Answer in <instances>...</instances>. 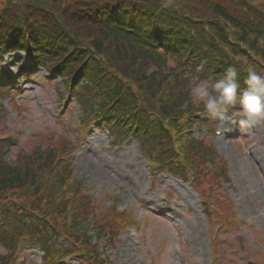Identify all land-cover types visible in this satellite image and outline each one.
Wrapping results in <instances>:
<instances>
[{"label":"rangeland","instance_id":"obj_1","mask_svg":"<svg viewBox=\"0 0 264 264\" xmlns=\"http://www.w3.org/2000/svg\"><path fill=\"white\" fill-rule=\"evenodd\" d=\"M13 66L12 69L16 70ZM19 98L24 100L22 104L25 108L19 116L12 113L15 117L11 115L7 123L21 137L19 147L28 150L32 143L39 142L37 132L47 121L49 113L53 114L52 108L57 102L48 84L37 85L19 95ZM4 103L9 107L7 100ZM76 114L73 111L71 116L75 117ZM48 125L62 130L60 124L49 122ZM237 132L242 133L241 148H237L235 138L225 141L216 137L214 143L229 158L234 189L229 188L227 191L235 202L237 214L252 225H244L240 231L228 234V243L222 242L220 246L225 250L228 264H246L249 259L264 264L255 258L256 255L264 256L260 252L264 250V127H239ZM69 135L75 137L74 133ZM108 140L105 131L99 130L92 134L88 143L82 141V147H87L76 151L75 171L79 177L93 183L92 190H97L98 198L93 200L95 210L102 209L104 201L101 197L108 195L121 208H133L139 217L140 199L146 197L150 203L154 199L157 201L159 188L149 189L147 162L140 158L132 144H125V141L118 147H112L107 144ZM48 141L43 140L42 143ZM12 158V155L8 156V159ZM164 186H171L178 197L177 203L173 204L174 208L169 212L172 218L161 215L163 220L157 221L152 213L145 233L136 227L122 233L118 246L107 250L111 258L110 264H153L152 256L156 264H208L213 257L209 250V237L212 234L225 235L222 228L215 232L218 224L214 222L213 229L210 223L207 224L196 193L187 182L170 178L164 181ZM224 186L228 187V184ZM237 238L242 248L245 247L244 250L237 248L239 245L234 242ZM32 252V249L29 250L28 255L23 258L25 264H35V260H39L38 255L33 256ZM64 260L65 264H77L68 256ZM215 260L218 264L221 259L215 257Z\"/></svg>","mask_w":264,"mask_h":264},{"label":"trees","instance_id":"obj_2","mask_svg":"<svg viewBox=\"0 0 264 264\" xmlns=\"http://www.w3.org/2000/svg\"><path fill=\"white\" fill-rule=\"evenodd\" d=\"M109 1L110 0H77L73 2L72 5L77 7L78 4L87 2L89 6L95 7L90 10V13L95 14L97 10L104 5H111L114 7ZM182 1L184 0H151L149 5L160 14L157 22L161 24L163 28H175L189 31L188 34L184 36L186 40L185 44H188L186 46H192V48L195 46L201 49L203 51V59H206L205 61L212 67L219 68L222 66L239 64L245 66L252 65L264 75V35L260 36L261 32L264 30V2L256 7L253 13L254 15L248 18H242L236 15H228L223 12L221 5L228 0H188L192 4H196L197 8L203 10V12L193 15L187 11L188 5L185 3L182 4ZM145 6L148 7L146 3H139L137 9L146 11ZM129 10L132 11L130 8ZM142 14L140 17H142ZM65 25L68 31L72 33V36L79 37V35L83 33L82 31L87 32L85 27H75L69 21L66 22ZM68 27L74 29V31ZM106 31H108V29H106ZM112 31H116V33L119 34V28L112 29ZM119 39H121L122 42L124 41L122 38H117L116 40ZM137 50L139 53H134L132 56L138 57L139 59L142 51L141 49ZM241 53H243L242 57ZM194 54L197 53L194 52ZM167 77V74L158 70L154 75V82L151 78L148 87H157L160 85L168 87L171 80L169 79L167 81ZM161 81L163 83H161ZM115 92V90L112 91V95H114ZM9 170V168H5L0 171L4 172ZM15 180L18 181L19 178ZM69 185L74 188L75 194L80 193L78 187H75L74 181H71ZM10 186L11 185L7 183L6 177L0 175V196L1 193L5 192V189ZM27 191L30 190L27 189ZM74 197L78 198L76 195H74ZM8 198L9 196L7 193L1 196L0 200ZM10 205L13 209V221L16 223L24 222V219L30 218V210L35 211L30 205L17 204L15 199L11 200ZM39 215L38 217L43 218L37 220L38 223L32 221L31 225H29L31 228L26 233L29 235L30 243L43 249L45 256H47L52 252L53 248L47 240L42 237L41 232L43 230L41 229L48 225L49 219L47 218V214ZM3 229L6 230V228ZM48 231H46V233ZM0 264L10 263L7 257H3Z\"/></svg>","mask_w":264,"mask_h":264},{"label":"clouds","instance_id":"obj_3","mask_svg":"<svg viewBox=\"0 0 264 264\" xmlns=\"http://www.w3.org/2000/svg\"><path fill=\"white\" fill-rule=\"evenodd\" d=\"M202 70L203 64L198 65L196 72ZM245 71L243 88L233 67L226 69L219 79L203 78L197 74L188 78L191 103L197 107L203 105V115L217 122L218 136L237 123L241 129L264 127V75L251 65ZM0 253L7 255V250L0 246Z\"/></svg>","mask_w":264,"mask_h":264}]
</instances>
